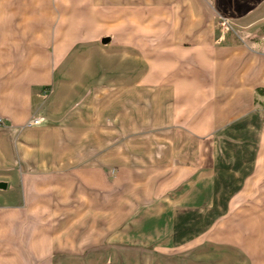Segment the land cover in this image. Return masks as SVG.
<instances>
[{
  "label": "crops",
  "instance_id": "1",
  "mask_svg": "<svg viewBox=\"0 0 264 264\" xmlns=\"http://www.w3.org/2000/svg\"><path fill=\"white\" fill-rule=\"evenodd\" d=\"M220 17L230 20L234 31L221 36L215 29ZM129 19L134 29L137 23L154 29L136 34L144 40L137 42L139 54L156 56L162 50L166 57L145 69L139 68L141 62L132 63L136 76L122 80V70L132 67L122 65V22ZM54 22L63 24L55 36L59 63L68 54L92 56L94 45L107 57L95 67L70 58L68 78L53 79L49 95H42V85L29 84L27 77L4 83L0 183L7 187L0 188V264H103L92 254L74 251L93 243L88 232L93 214L109 222L110 213L122 211L121 205L108 207L109 177L118 183L119 178L127 179L133 192L135 185L146 182L142 178L161 181L160 188L146 194L158 200L154 208L160 215H172L176 204L187 203L190 178H208L201 149L191 157L189 145L174 140L166 155L148 156L130 148L122 158L120 149L117 159L122 163L108 171L110 117L105 104L113 99L108 94L95 96L89 88L102 75L116 71L111 76L118 78L117 102L125 93L136 98L143 87H152L153 98L163 104L160 112L178 134L207 138L256 113L264 127V95L257 92L264 88V0H0V69L12 70L1 56L12 53L14 38L23 48L30 23ZM105 37L110 39L107 44L102 42ZM93 102L102 104L98 112ZM42 112L46 117L31 123ZM218 172L216 168L213 175ZM94 197L105 200V207L94 208ZM142 198L135 193L130 213H136Z\"/></svg>",
  "mask_w": 264,
  "mask_h": 264
},
{
  "label": "rangeland",
  "instance_id": "2",
  "mask_svg": "<svg viewBox=\"0 0 264 264\" xmlns=\"http://www.w3.org/2000/svg\"><path fill=\"white\" fill-rule=\"evenodd\" d=\"M32 12L33 7H30V14ZM137 24L138 28L134 29L133 20L122 22V65L128 63L132 66L127 71L122 70V80L136 76L132 63L141 62L139 68L145 69L149 63H162L163 57H166L161 56L162 50L156 56L150 52L139 54L137 42L144 40L135 38L136 34L154 29ZM58 25L63 26L55 22L30 23L23 48L19 45L21 40L14 38L12 53L1 56L11 64L12 70L0 69V91L4 89L5 82L27 77L29 84L39 82L42 85L39 88L45 96L52 91L53 79L68 78L66 64L70 58L73 62L75 56H62L61 63L56 60L54 48L59 42L55 37ZM156 27L160 31V27ZM215 29L223 36L234 31V26L230 20L220 17ZM98 42L101 43V38ZM96 48L94 45L92 56L79 55L74 62L97 66L107 53ZM26 65L28 70H24ZM115 72L102 75L100 81H95V88L89 87L93 89V95L108 94L110 100L113 99L105 104L110 117L108 171L117 169V163H122L117 159L120 149L122 158L125 150L130 148L136 149L133 153L148 156L151 153L166 155L170 153V144L174 140L189 145L187 154L191 157L201 149L200 156L208 164V178H190L187 187L191 191L187 203L176 204L172 215H160L154 208L158 200L146 194L160 188L161 181L142 178L146 182L135 185L137 189L133 192V186L127 179L122 182L119 178L118 183L117 179L109 177L108 207L114 210L121 205L122 211L114 215L110 213L109 222H100L99 216L93 214L94 225L88 230L92 231L93 243L76 249L75 254H92L98 261H104L103 264H264V127L259 113L253 119L244 118L207 138L178 134L165 118V113L160 112L163 110L160 105L163 104L153 98L152 87H143L136 98L132 97L133 93H125L122 102H117L115 85L118 78L111 76ZM148 74L144 77L150 78ZM92 105L93 110L98 112L102 104L93 102ZM38 115L46 117L43 112ZM100 138L99 133L98 141H93L94 154L99 148ZM200 142L203 147L198 146ZM167 143L169 147L164 145ZM216 168L219 170L217 177L213 175ZM135 193L143 195L139 203L141 208H135L139 214L130 213ZM97 198L91 199L92 206L104 208L105 200L102 203ZM62 254L68 253L62 251Z\"/></svg>",
  "mask_w": 264,
  "mask_h": 264
},
{
  "label": "water",
  "instance_id": "3",
  "mask_svg": "<svg viewBox=\"0 0 264 264\" xmlns=\"http://www.w3.org/2000/svg\"><path fill=\"white\" fill-rule=\"evenodd\" d=\"M102 42H103L104 44H107V43L110 42V39L107 38V37H105V38L102 39ZM6 187H7V183H5V182H1V183H0V188L5 189Z\"/></svg>",
  "mask_w": 264,
  "mask_h": 264
},
{
  "label": "built area",
  "instance_id": "4",
  "mask_svg": "<svg viewBox=\"0 0 264 264\" xmlns=\"http://www.w3.org/2000/svg\"><path fill=\"white\" fill-rule=\"evenodd\" d=\"M223 24H225V23H223ZM43 117H44V116L38 115L37 117H35V118H33V119L31 120V123H33V124H37V123H39V122L43 119Z\"/></svg>",
  "mask_w": 264,
  "mask_h": 264
},
{
  "label": "trees",
  "instance_id": "5",
  "mask_svg": "<svg viewBox=\"0 0 264 264\" xmlns=\"http://www.w3.org/2000/svg\"><path fill=\"white\" fill-rule=\"evenodd\" d=\"M257 92H258V94L264 95V88H258Z\"/></svg>",
  "mask_w": 264,
  "mask_h": 264
}]
</instances>
